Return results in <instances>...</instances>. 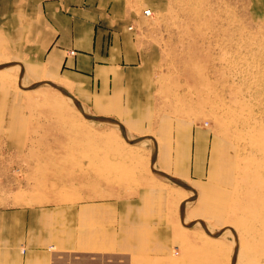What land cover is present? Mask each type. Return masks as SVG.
Wrapping results in <instances>:
<instances>
[{
	"label": "crops",
	"instance_id": "obj_1",
	"mask_svg": "<svg viewBox=\"0 0 264 264\" xmlns=\"http://www.w3.org/2000/svg\"><path fill=\"white\" fill-rule=\"evenodd\" d=\"M250 2L264 21V0ZM174 4L0 0V61L15 63L0 69V264H131L172 250L182 211L228 216L236 143L165 101L161 20ZM17 67L23 84L53 82L81 108L29 107L45 88L13 85ZM81 111L142 138L141 155H110L108 126L94 138Z\"/></svg>",
	"mask_w": 264,
	"mask_h": 264
},
{
	"label": "rangeland",
	"instance_id": "obj_2",
	"mask_svg": "<svg viewBox=\"0 0 264 264\" xmlns=\"http://www.w3.org/2000/svg\"><path fill=\"white\" fill-rule=\"evenodd\" d=\"M253 10L250 0H175L161 20L166 34L160 69L168 74L162 83L171 95L165 101L236 143L237 187L220 223L182 211L172 250L131 264H264V21L253 18ZM14 64L0 61V69ZM15 72L17 88H45L28 97L29 107L81 108L57 84H23L22 69ZM78 114L93 122L94 138L101 137L102 121L108 126L110 155H141L131 146H140L142 138L128 135L116 120ZM150 165L157 177L175 183Z\"/></svg>",
	"mask_w": 264,
	"mask_h": 264
},
{
	"label": "built area",
	"instance_id": "obj_3",
	"mask_svg": "<svg viewBox=\"0 0 264 264\" xmlns=\"http://www.w3.org/2000/svg\"><path fill=\"white\" fill-rule=\"evenodd\" d=\"M145 14H146V15H150V14H151V11H150V10H146V11H145ZM72 53H74V52H72Z\"/></svg>",
	"mask_w": 264,
	"mask_h": 264
}]
</instances>
